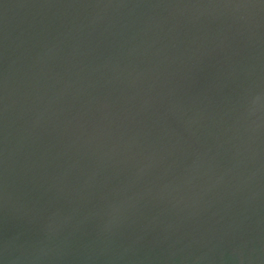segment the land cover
I'll list each match as a JSON object with an SVG mask.
<instances>
[{"label":"water","instance_id":"1","mask_svg":"<svg viewBox=\"0 0 264 264\" xmlns=\"http://www.w3.org/2000/svg\"><path fill=\"white\" fill-rule=\"evenodd\" d=\"M0 264H264V0H0Z\"/></svg>","mask_w":264,"mask_h":264}]
</instances>
